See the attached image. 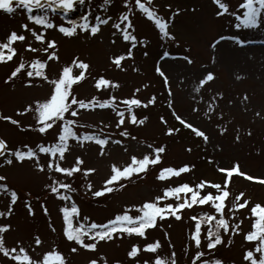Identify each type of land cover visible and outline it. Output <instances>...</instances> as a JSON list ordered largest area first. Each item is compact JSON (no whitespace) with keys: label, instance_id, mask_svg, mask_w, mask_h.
<instances>
[{"label":"rangeland","instance_id":"obj_1","mask_svg":"<svg viewBox=\"0 0 264 264\" xmlns=\"http://www.w3.org/2000/svg\"><path fill=\"white\" fill-rule=\"evenodd\" d=\"M144 2L158 16L168 21L166 31L172 36H163L154 21L135 6V0H129L128 5H124L122 0H111L110 3H105V0H84L83 4L79 0H73L74 7L68 13H63L61 8L56 9L60 15L44 9L49 13L51 26L29 20V12L22 6L15 5L11 13L0 9V41L5 40L12 30L25 36L24 41L12 42L17 50L12 59L0 61V116H12L20 122L18 125L0 119V137L7 141L8 148L23 144L33 147L40 162L45 164V169L41 171L34 168L35 158H25L22 162L13 158V162L9 164L0 157V176L6 178L0 183H6L9 189H14L18 194L17 200L12 203L11 214L0 215V223L11 225L0 233L3 244L9 251L13 247H19L16 243L19 240L34 260L42 259L43 253L53 250L55 246V250L66 258L65 264H87L91 258L98 259V264H104L105 260L108 264H112L113 260H120L121 264H136L139 260L143 264L145 259L154 264L155 255L170 258L172 252H175L176 264H199L200 259L211 257L221 259L223 264H251L244 253L245 250L256 249L259 238L249 241L245 234L252 230L253 221L257 219L251 212L252 206L257 203L264 206V179L248 178H264V9L258 17L257 26L237 28L235 25L240 21L232 12L242 15L243 9L238 7L242 0H226L229 11L221 15H216L219 8L214 0ZM176 8L180 11L176 12ZM40 11L41 9L35 8L31 13L38 14ZM84 12H88L85 19L89 24L96 23L98 16L104 21L99 23L97 33L90 34V29H80L79 17ZM124 12L128 13V19L134 25L127 30L136 37V41L122 38L124 25L128 22L120 18ZM72 20L77 22L76 31L72 35L62 33L56 26L63 24L70 27ZM22 23H26L28 28H22ZM116 24H120V27H115ZM36 34L44 35L45 40H36ZM233 35L239 36L246 43L241 45L234 42L231 39ZM217 37L223 38L217 40ZM51 39L56 40L57 45L50 47L46 41ZM213 41H217L215 45ZM25 44H31L35 51L26 48ZM130 45L132 55H124L118 67L112 57L126 53ZM43 48L55 51L57 56L49 58L42 51ZM165 52L169 55L165 56ZM185 56L191 57V63ZM33 58L47 61L44 70L50 79L58 78L62 67L71 64L73 58L87 62L88 68L83 69L85 76L80 81L73 82L68 98L75 95L78 100L91 101L96 96L97 99L92 101L96 107L78 108V115L73 116L69 111L65 116L80 122L73 126L77 135L89 132L108 137L103 152L100 151L101 146L97 140H77L75 137L68 138L63 159L60 158V153L38 151V144L51 146L58 138L56 133L63 120L56 119L50 129L40 133L33 111L30 109L24 113L17 112L16 109H22L36 99L48 98L52 85L42 77H26L25 70L16 77L5 79L18 63L27 65ZM157 66L167 76V83L164 76L156 71ZM80 71L79 65H73V75H78ZM208 71H212L214 77L197 91L199 79ZM100 75L117 84L97 88L95 80ZM24 78L33 79L34 83L27 86L23 83ZM36 80L40 83H35ZM217 93L223 95L218 96ZM245 94L247 99H244ZM153 95L155 99L147 103ZM133 96L146 102L132 108L138 119L144 118L143 123L132 122L125 113V121L121 124L118 113L124 110V98ZM109 97L114 99L108 105L100 107V101ZM177 115L201 127L208 135V140L197 135L182 120H177ZM161 117L164 119L161 120ZM26 124H32L33 127H21ZM168 127L176 131L168 133ZM221 127L225 129L224 132H220ZM124 130L130 135L124 136ZM161 145L164 146V151L159 154L161 160L150 163L145 171L121 178L108 186L103 184L111 175V164L123 166L130 162L133 154L137 157H142L145 153L154 156L153 149ZM5 155L9 153L5 152ZM76 156L81 157L82 164L72 174L59 173L54 167L48 169L46 166L47 160L53 159L61 166L71 167L76 163ZM236 162L240 172L247 176L239 173L231 175L228 185L230 195L226 198L223 213L229 220V230L220 228L222 240L213 249L207 248V231L210 225H215L214 220L205 223L203 220L206 217L202 219V242L199 248L190 237V231L195 226L191 217H199L202 212L214 213V205L211 203L192 204L190 208L186 206L178 210L181 212L180 219L175 216L163 219L158 217L154 226L145 229L144 236L137 233H124L122 236L113 233L112 239L97 241V248L94 250L84 249L75 241L68 240L63 233V206L70 207L72 203L78 206V213L70 214L74 225H87L92 221L103 223L125 210L131 215H138L139 209L126 206L142 204L144 200L152 199L157 194L163 195L164 187H174L185 181L195 185L206 180L219 182L223 186L226 174L219 169L231 167ZM185 163L192 167L179 175L158 178L161 168L180 167ZM84 168H92L94 171L85 174L82 171ZM57 182L61 185L58 190L64 191L68 199L57 197L45 187L57 186ZM64 183L69 184L70 188L64 189ZM101 187H110L111 190L99 196L92 195ZM200 191L202 194L212 192L215 195L217 190L212 184H208ZM238 193H243L241 202L247 199L248 203L234 209L231 205ZM179 195L181 198L185 196L183 191ZM188 196L190 197V193ZM10 199L8 191H0V212L8 210ZM165 202L175 203L176 198L167 197L160 201L161 204ZM26 204H30L33 209L31 215ZM45 206L47 212L44 211ZM233 225L239 231H232ZM36 235L41 239L39 245L34 242ZM84 239L86 243L92 242L87 235ZM157 239L160 247L155 253L143 248L145 243ZM133 243L137 244L140 251L135 257H129L127 252ZM73 247L77 251H72ZM196 251H202L205 255L193 260ZM253 255L259 259L260 253L254 250ZM0 264L18 262L0 252ZM52 264L59 262L53 260Z\"/></svg>","mask_w":264,"mask_h":264},{"label":"snow or ice","instance_id":"obj_2","mask_svg":"<svg viewBox=\"0 0 264 264\" xmlns=\"http://www.w3.org/2000/svg\"><path fill=\"white\" fill-rule=\"evenodd\" d=\"M81 4L84 3V0H79ZM111 0H105V3H110ZM124 5L129 4V0H122ZM214 3L218 6L219 11L216 15H221L222 13L228 12L229 7L226 3V0H214ZM19 5L29 11L28 19L34 22H37L40 25L51 26L49 21V13L44 11V9H57L61 8L63 13H68L70 9L74 7L73 0H0V9L5 10L9 13L13 12L14 6ZM103 6V5H101ZM135 6L143 11V13L149 17L152 21H154L156 27H158L159 32L165 36H172L171 33L166 31V21L164 18L158 16V14L151 8L144 0H135ZM166 7H170L166 5ZM238 7H242L243 12L242 15L232 12V15L240 21L235 26L240 28L244 27H255L259 23V15L261 10L264 9V0H242V3L238 5ZM39 8L41 11L38 14H32L31 9ZM176 12H179L180 9L176 8ZM88 12H84L79 19L81 23L79 25L81 30L90 29V34H95L99 30V23L101 21L99 16L97 17V22L89 24L87 19ZM122 20L128 21L124 25V31L122 33V38L125 40L136 41V37L130 35L128 28L134 27L131 21L128 19V13H121ZM106 19V18H105ZM59 30L67 35H72L76 31L77 22L76 20L71 21V26H65L63 24L56 25ZM22 28L27 29L28 25L26 23L21 24ZM115 27L119 28L120 24H116ZM29 31H34L29 29ZM43 28H41V32H43ZM223 37H217V40L222 39ZM25 36L23 33H17L15 30H12L7 36L6 39L0 41V61L10 60L14 53H16V48L13 47V41L19 40L24 41ZM36 40H45V36L42 34L35 35ZM231 39L234 42H238L243 45L246 43L245 40L241 39L239 36L233 35ZM143 40V38H141ZM47 44L51 47L53 45H57V41L54 39L47 40ZM217 41H213V45L216 44ZM26 48L32 49L31 44H25ZM7 49V52H5ZM35 51V49H32ZM42 51L47 54L49 58L56 57L57 53L55 51H49V48H43ZM124 55L131 56V45L129 50L122 54L116 55L112 57V59L116 62L117 66H120V62L123 59ZM165 56L169 55V53L165 52ZM183 55V54H180ZM189 63H191V57H184ZM47 61L41 58H33L30 64H25L23 62L18 63L10 73V76L5 77L6 80H9L13 77H16L18 73H21L22 70L26 71V77H42L45 81H49L52 85L50 96L45 99H36L32 103H29L27 106L16 109L17 112L27 113L30 109L33 111L36 116V127L38 128L40 133H45L47 129H50L53 124H55L56 119L63 120V124L60 126V129L57 135V139L51 144V146H47L44 143L38 144L36 147L40 153H49L55 154L60 153V158L63 159V154L66 151L68 138L75 137L77 140L82 139H95L98 144L101 146L100 151L103 152V146L108 141V137H100L98 134L85 132L83 135H77L74 130V125L80 123L75 119H68L65 116L66 112H71L73 116L78 115L77 109L84 108H94L96 105L92 103L97 99L96 96L91 98V101H86L84 99H77L75 95H70L71 85L75 81H80L85 76V71L83 69L88 68V64L86 61L82 59L73 58L71 64H66L62 67L59 72L58 78L50 79L49 76L45 72ZM73 65H79L81 71L78 75H73L71 69ZM156 71L164 76L165 83H167V76L164 74L163 70L157 66ZM214 77V73L212 71H208L206 74H203L199 79L198 84L196 85V90L199 91L200 87L204 85L206 82L210 81ZM239 78V77H238ZM23 83L27 86H31L34 83L33 79L24 78ZM35 83H40L39 80H36ZM117 82L113 80L107 79L105 76L100 75L99 78L95 80V86L97 88L107 87L109 85H116ZM169 93L171 94V90L169 89ZM218 96H222L223 93H217ZM114 99L109 97L107 99H103L100 101V107L108 105L110 101ZM126 105L124 106V110L118 113L119 122L121 124L125 121V113H127L132 122L137 124L143 123L144 118H137V116L132 112L133 106L145 104L146 102L133 96L131 98L125 97ZM155 99L153 95L152 99L147 101V103H151ZM244 99H247V95L245 94ZM169 107H171V103H169ZM0 119H4L7 121H11L14 124H20L18 120H15L12 116H0ZM164 117H161L163 120ZM177 120H182V122L190 129H193L194 132L202 137L204 140H208V135L201 127H197L192 123H189L187 120H184L181 116H176ZM42 122V123H41ZM21 127L31 128L32 124L21 125ZM220 132H224V128L219 129ZM168 133H173L176 129L168 127L166 129ZM124 136H129V132L124 130L122 133ZM236 139H239V135L236 136ZM119 143H123V141H115ZM7 141L0 137V157L3 158V162L12 163L13 158L16 161L22 162L25 158H35L34 160V168L37 170H44L45 164L40 162V157L37 155V151H34L33 147H30L27 144L17 145L14 148L6 147ZM155 155L151 156L148 153H145L142 157H137L133 154L130 157V162L124 164L123 166H118L116 163L111 164V175L108 176L107 179L103 181L105 186L111 185L113 182L119 181L121 178H128L132 176L134 173H141L147 169V166L150 163H156L161 160V156L159 155L164 151V146H158L153 149ZM5 152H8L9 155H5ZM211 160V157H209ZM76 163L71 167L61 166L60 163L54 162L53 159L47 160V168L52 169L53 167L59 172L64 174H72L74 170L80 168L82 164V159L80 156L75 157ZM191 165L185 163L180 167L166 166L159 170L158 178L165 179L168 176L173 174L179 175L182 172L188 170ZM221 172L225 173V178L223 181V186L219 182H212L201 180L195 185L190 184L185 181L177 184L176 186H167L162 189L163 195H155L154 198L144 200L142 204H132L126 207L128 208H136L139 209L140 214L131 215L129 211L125 210L122 212L116 213L112 218L105 220L103 223L97 224V222L92 221L91 223L84 225L80 223L79 225L73 224V219L70 214L78 213V206L75 203H72L70 207L63 206L61 211L63 213V233L65 237L70 241H75L76 244L81 245L84 249L94 250L97 248V241L101 239H112L113 233H117L118 235H123L124 233H137L141 236L145 235V229L154 226L156 224L157 218L163 219L169 216H175L177 219L181 218V212L178 210L184 209L187 207H192V204H205L211 203L214 205L215 212L208 214L202 212L199 217L192 216L191 219L195 221L194 229L190 231V237L192 241H194L195 245L199 248L201 245V222L208 223L210 221H215V225H210L207 231V248L213 249L219 242L222 240V236L220 235V228L222 227L224 231L229 230V220L224 216V208L226 198L229 197L230 193L228 191V185L230 182L231 175L233 173H239L241 175H246V173L240 172V168L238 162L234 163L231 167L220 168ZM82 171L85 174L93 172L92 168H84ZM249 179L258 180L264 179L260 177H252L248 176ZM6 178L0 176V181L5 180ZM55 179V178H54ZM212 184L214 188L217 190L215 195L212 192L201 193V189L205 187V185ZM122 187L123 185H119ZM46 188L57 197H63L68 199L67 194L64 191H59L58 188L61 187L59 182H57V186L45 185ZM64 189H69L70 185L64 183L62 185ZM89 187L91 185L89 184ZM110 187H101L97 191L93 192L92 195L99 196L106 191H110ZM0 191H8L10 193V203L8 205V210L6 212H0V215H10L12 212V203L17 200L18 194L14 189H9V186L6 183H0ZM183 191L185 196L183 198L180 197L179 193ZM190 193V197L188 194ZM167 197H175V203L165 202L163 204L160 201L166 200ZM243 197V193H238L235 197V201L232 203L231 207L234 209H239L248 203L247 199H244L241 202V198ZM189 199L191 203H189ZM43 204V201H41ZM28 213L31 215L33 213V209L30 204H26ZM44 211L47 212L48 209L45 206ZM251 212L255 214L257 219L253 221L252 230L248 231L245 234V238L249 241H252L259 238L258 246L255 251H259V259H257L253 255L254 250H245L244 256L247 260L251 262V264H264V206L257 203L252 206ZM216 214H219L218 216ZM234 215V213H233ZM85 219H88L85 217ZM11 225L7 223H0V233H3L4 230L10 228ZM232 231H239V228L232 226ZM85 235L91 238L92 242H85ZM214 237V238H213ZM35 244L39 245L41 243V239L39 235L35 236ZM19 247H13L11 251L3 244V236L0 235V252H3L5 255L10 256L14 261L18 262V264H52V261H58L59 264H65V257L63 254L55 250V246H53V250L45 251L43 253L42 259L34 260L26 250V248L22 245L21 241L16 242ZM160 247V242L157 239L154 242H148L143 245L145 250L152 251L153 253ZM72 251H77L76 247L71 249ZM140 251V248L137 244L133 243L131 245L130 250L127 252L129 257H135L137 253ZM15 253V255H13ZM101 256L103 253L100 254ZM205 254L202 251H196L195 255L192 257L193 260H196L198 257H202ZM176 264L175 252H172L171 257H162L157 254L154 256V264ZM87 264H98V259L91 258L87 261ZM104 264H108V261L105 260ZM112 264H121L120 260H113ZM136 264H141L139 260L136 261ZM143 264H150L148 259L143 261ZM199 264H223V261L216 257H211L208 259H200Z\"/></svg>","mask_w":264,"mask_h":264}]
</instances>
